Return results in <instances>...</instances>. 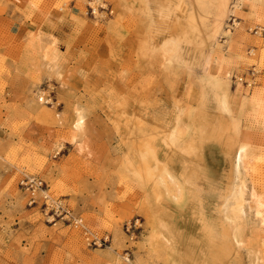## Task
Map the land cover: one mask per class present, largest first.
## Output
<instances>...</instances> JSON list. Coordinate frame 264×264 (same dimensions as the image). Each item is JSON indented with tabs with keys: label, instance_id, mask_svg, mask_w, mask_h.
Listing matches in <instances>:
<instances>
[{
	"label": "rangeland",
	"instance_id": "obj_1",
	"mask_svg": "<svg viewBox=\"0 0 264 264\" xmlns=\"http://www.w3.org/2000/svg\"><path fill=\"white\" fill-rule=\"evenodd\" d=\"M237 2L0 0V264H213L223 245L264 264V140L242 105L264 96V22Z\"/></svg>",
	"mask_w": 264,
	"mask_h": 264
},
{
	"label": "bare ground",
	"instance_id": "obj_2",
	"mask_svg": "<svg viewBox=\"0 0 264 264\" xmlns=\"http://www.w3.org/2000/svg\"><path fill=\"white\" fill-rule=\"evenodd\" d=\"M263 6H264V0H238L236 5L234 6V9H232L231 14L234 17H236L237 19L238 18L239 19L240 18H247V19H251L254 22L261 23V22H264V7ZM234 24L235 25L238 24L236 22V20H235ZM231 33H233V32L231 31ZM229 34H230L229 31L225 33V35H229ZM238 49H239V47H238ZM214 55L217 58H219L223 64H222V67L218 70L219 72H216V71H213V70L209 71V74H211L210 79L211 80H215V81L226 80L227 79V75H228V66H229L228 65V61L226 60L227 57L222 54V50H221L220 46H218L216 48V50L214 52ZM252 69H255V68H252ZM257 73H258V71H257ZM243 103H242V105L247 108L249 117L252 118L254 121L257 122V124L260 125V128H259L260 130L259 131L261 132L262 139L264 140V96L262 94H260V93H255V94H253L250 97V99L248 101H245V102L243 101ZM224 109L229 114L228 109L226 108V104L224 105ZM81 119L84 121V118L82 116H79L78 119L76 120L75 127H76L77 123ZM248 129H249V127H248ZM74 140L75 139H73V141ZM241 148L244 149V151L242 153L240 151ZM248 148H249V143H248L247 135H245V136H243L242 142L237 147L236 152H235V167L237 169H239V167H241V166L244 167L245 163H247L246 160H247ZM150 152H151V150H150ZM169 177H170V179L173 178L171 175H169ZM162 180H163V178H162ZM251 197H252V195H251ZM260 200L261 199L259 197H256V199L252 198V201L254 203V211H255V213L256 212H261L263 214V209H261L259 207ZM255 217L258 219V221H259V223L261 225L264 224V219H261V217L257 216L256 214H255ZM233 228L236 229L237 227L236 228L233 227ZM230 238L232 240L233 245H236L237 241H239V243H241V241H240V239L238 237V234H237V230H234V232H232V234L230 235ZM223 248H227L228 250L231 251V247H229V246L227 247V245H223L219 250H221Z\"/></svg>",
	"mask_w": 264,
	"mask_h": 264
},
{
	"label": "built area",
	"instance_id": "obj_3",
	"mask_svg": "<svg viewBox=\"0 0 264 264\" xmlns=\"http://www.w3.org/2000/svg\"><path fill=\"white\" fill-rule=\"evenodd\" d=\"M264 32V29L262 28H256L255 29V34L258 33H262ZM257 71L255 69H250L247 71L246 74L242 75V76H232V81H233V85L237 86L238 84L240 86H243L246 89H251L256 85V76H257ZM43 182L36 179V178H25L24 180L21 181V187L22 190H24V192L26 194H28L30 196V204H36V193L38 191L43 190ZM44 192V191H43ZM44 201H45V206L46 208H50L52 210H55L56 213H60L61 215L64 216V218H66L68 220V222H70V224L72 226H74L75 228H81L83 230H85V225H84V221L83 219H81L80 217L74 216L73 214L70 213V211H68L65 206H63L60 203H57L55 201H53L50 196L47 194V192H44Z\"/></svg>",
	"mask_w": 264,
	"mask_h": 264
},
{
	"label": "snow or ice",
	"instance_id": "obj_4",
	"mask_svg": "<svg viewBox=\"0 0 264 264\" xmlns=\"http://www.w3.org/2000/svg\"><path fill=\"white\" fill-rule=\"evenodd\" d=\"M33 7H35V5H33ZM83 123H84V121L81 119V120L77 123L76 127H77L78 129H80L81 126L83 125ZM73 142H75V141H73ZM240 151H241V153H242V152L244 151V149L241 148ZM251 195H252V198H253V199H256V193H255V191H253V192L251 193ZM259 207H260L261 209H264V198H261V200H260V202H259ZM255 214H256L257 216H260L261 219H264V214H262L261 212H256ZM215 239H216L215 234L212 233V232L210 231V232H209V240H210L211 242H215ZM237 246H238V247H242L243 245H240V244H239V241H237ZM217 256H218V258L213 262V264H239L238 261H235V260L232 259V257L235 256V252H234V251H230V250H228L227 248H223V249L219 250V251L217 252Z\"/></svg>",
	"mask_w": 264,
	"mask_h": 264
},
{
	"label": "crops",
	"instance_id": "obj_5",
	"mask_svg": "<svg viewBox=\"0 0 264 264\" xmlns=\"http://www.w3.org/2000/svg\"><path fill=\"white\" fill-rule=\"evenodd\" d=\"M240 20L242 21L241 23L245 25V28H247L250 25H253V23H251L250 21L248 22L246 20H242V19H240ZM21 29H22V27H20V26L17 27L16 26L15 28H13V31L16 30L15 34L17 35V34H20Z\"/></svg>",
	"mask_w": 264,
	"mask_h": 264
}]
</instances>
